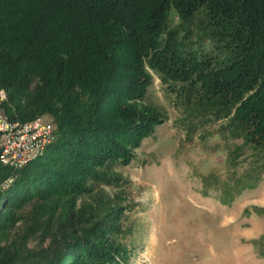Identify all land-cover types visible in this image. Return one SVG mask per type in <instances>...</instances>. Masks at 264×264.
<instances>
[{
  "label": "trees",
  "instance_id": "obj_1",
  "mask_svg": "<svg viewBox=\"0 0 264 264\" xmlns=\"http://www.w3.org/2000/svg\"><path fill=\"white\" fill-rule=\"evenodd\" d=\"M152 72L184 105L189 135L218 126L232 169L218 192L235 198L264 179V0H0V109L55 127L23 168L0 162V264L127 259L110 236L132 205H76L92 189L84 177L120 181L112 165L129 164L166 121L161 109L120 102L134 89L145 100ZM30 203L29 215L11 212Z\"/></svg>",
  "mask_w": 264,
  "mask_h": 264
},
{
  "label": "rangeland",
  "instance_id": "obj_2",
  "mask_svg": "<svg viewBox=\"0 0 264 264\" xmlns=\"http://www.w3.org/2000/svg\"><path fill=\"white\" fill-rule=\"evenodd\" d=\"M152 75L145 100L134 89L120 102L142 110L161 109L166 121L142 140L129 164L112 165L109 171L120 181L98 185L84 177L92 189L77 198L76 206L93 197L108 202L117 196L122 204L132 205L114 221L122 234L110 236L126 250L123 264H264V214L254 211L264 209V179L235 198L218 192L217 186L232 172L218 126L207 138L200 130L189 135L185 125L190 121L178 95ZM109 106L107 102L103 108ZM75 173L74 178H81ZM30 211L31 203L11 209L18 218Z\"/></svg>",
  "mask_w": 264,
  "mask_h": 264
},
{
  "label": "built area",
  "instance_id": "obj_3",
  "mask_svg": "<svg viewBox=\"0 0 264 264\" xmlns=\"http://www.w3.org/2000/svg\"><path fill=\"white\" fill-rule=\"evenodd\" d=\"M6 93L0 90V103ZM54 124L43 116L24 122L11 121L0 109V162L21 169L42 154L54 139Z\"/></svg>",
  "mask_w": 264,
  "mask_h": 264
}]
</instances>
